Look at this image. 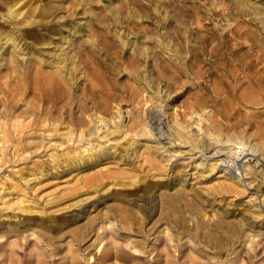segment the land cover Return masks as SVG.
<instances>
[{"label": "rangeland", "instance_id": "obj_1", "mask_svg": "<svg viewBox=\"0 0 264 264\" xmlns=\"http://www.w3.org/2000/svg\"><path fill=\"white\" fill-rule=\"evenodd\" d=\"M11 25L23 39H0V264H264V0H0V30ZM57 64L63 90L48 107L30 80ZM227 137L249 152L237 182L193 147ZM128 204L134 227L110 217L99 243L93 231L66 242L64 225L52 238L9 230L67 214L76 228ZM189 228L237 239L216 249ZM135 238L146 247L131 248ZM114 244L135 256L98 257Z\"/></svg>", "mask_w": 264, "mask_h": 264}, {"label": "bare ground", "instance_id": "obj_2", "mask_svg": "<svg viewBox=\"0 0 264 264\" xmlns=\"http://www.w3.org/2000/svg\"><path fill=\"white\" fill-rule=\"evenodd\" d=\"M10 25V24H9ZM18 29L15 28L14 26L12 27H7V28H3L0 30V39H2L3 37H6L5 39H8V40H11L12 42H16V40H18V42H20V39H23V36L20 34V32H17ZM25 41V39H24ZM17 42V43H18ZM16 43V44H17ZM15 44V43H14ZM16 44L14 46H16ZM66 59V58H65ZM66 61V60H65ZM59 63H61L59 61ZM54 65V64H53ZM250 65V64H249ZM64 67V66H63ZM68 69V68H67ZM36 70V69H34ZM62 69H61V65L59 66L58 64L55 66V69L53 72H47V73H42V72H38V71H33L35 72L32 76L33 78L30 80L31 84L30 85H33L34 87L36 88H39L41 90H43V93L45 94V96L47 97V106L48 107H52L54 106V98L55 97H58L61 93H62V90H63V86H62V81H63V76L61 77V72ZM69 71V70H68ZM67 73V72H66ZM29 74V73H28ZM58 74V75H57ZM70 74H71V71H70ZM31 78V77H30ZM66 78V77H65ZM64 82V81H63ZM160 113V112H159ZM96 118V117H95ZM104 118L102 117H99V120L100 122L97 123L95 129H88V136L90 135H96L97 133V130H100L102 128V126L100 124H102V121ZM114 121V119H112ZM77 121V120H76ZM93 122V121H92ZM104 123H106L105 121H103ZM115 124L113 125L114 127H118L117 124H116V120L114 121ZM118 122V120H117ZM78 123L79 124H83V120L82 119H78ZM150 123V122H149ZM15 125V124H14ZM22 126V125H21ZM136 126V125H135ZM151 126V125H150ZM106 127L105 130L103 132H105L103 135H102V131H101V134L100 135H97L95 137L97 138H101V137H107V135L109 134V132L112 130H110V128L108 126H104ZM113 128V127H112ZM155 128V127H154ZM156 132H158V134H156L155 136L156 137H162V133L158 130H160V126H157L156 127ZM128 129H132L131 128H128ZM147 129V128H146ZM13 130V129H12ZM146 131V130H145ZM165 131V130H163ZM114 132V130H113ZM127 132V131H126ZM164 133V132H163ZM17 134V133H16ZM165 134V133H164ZM171 134V133H170ZM0 137H5V134L2 133L0 134ZM172 137V136H171ZM169 138V137H168ZM187 138V137H186ZM93 140V138H91ZM173 139V138H172ZM176 139V138H175ZM183 139V137H182ZM69 140V139H68ZM135 140V139H134ZM167 140V139H166ZM188 140V138H187ZM2 141V140H1ZM174 141V140H173ZM184 141V140H183ZM159 142V140H158ZM191 142V141H190ZM166 143V142H164ZM170 143V142H168ZM176 143V142H174ZM173 143V144H174ZM201 144V143H199ZM206 144V143H205ZM194 145V144H193ZM202 147L199 148V145L196 143L193 147H195L197 149V151H200V152H209V157L211 159H215V161L217 162H209V167L208 169L209 170H212V168L215 166V164H221L223 167H221V173L219 174L220 176H223V175H226L228 178H230L232 181H235L237 182L238 180H241L242 178V172L241 170H239V165H238V162L239 160H242V158L247 155L249 152L246 151V144L243 140L239 139V138H229L227 137L225 139V142L224 144H222L221 148L219 147L218 149H215L213 150L212 148L211 149H207L209 148V146L207 145H204L203 142H202ZM210 145V144H209ZM191 146V145H190ZM199 148V149H198ZM237 148H239L238 150V153H237ZM176 149V148H175ZM207 149V150H206ZM241 149V150H240ZM104 154V150L100 149V147H98L97 151L95 153H91L89 154L88 156V159L90 158L91 160L93 159H97L99 156L103 155ZM206 154V153H205ZM204 154V155H205ZM224 155V156H223ZM226 155V156H225ZM241 162V161H240ZM217 167V166H216ZM100 175V174H99ZM98 176H91L89 177L88 179H86V184L87 185H91L93 183H96V182H100L99 179L100 177ZM23 177V176H21ZM114 178V177H113ZM115 179V178H114ZM24 180V179H23ZM29 181V179H25V182L27 183ZM102 181V180H101ZM110 182V181H109ZM107 182V183H109ZM112 184H117L118 182L116 180L114 181H111ZM97 183V184H98ZM120 184H123L122 182ZM106 185V184H105ZM125 185V184H124ZM14 188H16L17 185H12ZM4 187V186H3ZM1 185H0V189L3 188ZM144 188H147L148 190H151L153 188L152 185H145ZM17 189V188H16ZM21 190L22 193H26V190L24 188H19ZM4 191V190H2ZM147 192V191H146ZM111 194V193H110ZM171 195V194H170ZM169 195V196H170ZM173 195V194H172ZM171 195V196H172ZM111 197H113L114 199H120V201H123L124 198H120L119 196H117V194L115 193H112L111 194ZM164 197V195H163ZM173 197V196H172ZM161 198V196H160ZM166 198V197H165ZM169 198V197H168ZM171 198V197H170ZM169 198V199H170ZM174 198V197H173ZM163 198H161L160 200L162 201ZM178 199V198H177ZM116 201V200H115ZM119 201V202H120ZM169 203V200H167ZM173 201V200H172ZM175 201V200H174ZM173 201V202H174ZM171 203L172 204V207H173V204L174 203ZM123 203V202H122ZM126 203V202H124ZM162 203V202H161ZM163 204V203H162ZM170 204V203H169ZM176 204V203H175ZM161 205V204H160ZM165 205V201H164V204L163 206ZM178 205L176 204L175 207H177ZM121 206H119V210H115L117 209V207H115L113 213L111 212V207H107L105 206L104 208H102V210L97 214V217H93L90 218L88 220V222L84 223V224H81L79 225L78 227L76 226V228H71V225L74 224L77 220H76V217L75 216H72V214H67V215H64V217H61V219L56 222V223H52L49 219L47 218H44V217H39V216H26L22 219V221L20 223H15L14 226L10 227L9 230H18L19 226H23L25 227V230L27 231H30V234H34L36 231L39 232L40 234H42V236L44 237H48V238H52V236H49V233H51L53 230H55L57 228V232L56 233H59L61 230H62V225H64L65 227H67V231H64V239H66L67 236H69L68 239H66V242L72 244V241L76 238H83L84 235H86L87 232H94V234L96 235V240H97V243L101 242L102 240V237L100 238L99 236H101V234H99V230L102 229V231H105L106 228H111V225H109L111 222L109 221V218L110 217H115V215H118V217L121 219V221H126L124 223V226L126 228H133L134 225H135V221L136 219L134 218V215H133V212H132V209L134 206H131L128 204L127 207L123 206L122 208H120ZM165 207V206H164ZM170 207V206H169ZM34 208V206H28V207H21L20 209L21 210H27V211H31V209ZM163 208V207H161ZM166 209L164 210H167V206L165 207ZM174 208V207H173ZM172 208V209H173ZM137 210V209H136ZM163 210V212H164ZM38 211V210H37ZM162 211V210H161ZM36 212V211H34ZM41 212V211H40ZM168 212V210H167ZM166 213V212H165ZM143 215H139V219L141 218L142 220V223L144 222L145 218H147V216H149V214L146 213V215H144L145 213H142ZM168 215V214H166ZM136 217V216H135ZM167 217V216H165ZM163 218V217H162ZM177 218V217H176ZM187 218V217H186ZM173 219V218H172ZM140 222V221H139ZM137 223V222H136ZM18 224V225H17ZM140 224V223H139ZM138 224V225H139ZM109 225V226H107ZM141 225V224H140ZM144 225V224H143ZM0 227H1V223H0ZM197 228V227H195ZM63 233V232H62ZM187 234H188V238L191 237V239L195 238V239H199L200 238V241H205L206 243L208 244H211L213 245V247H215L217 249V247H222V245H225V244H229V243H232V242H235V238L236 235L233 233H228V234H223V235H217V234H204L202 236H199V233H198V230L197 229H193L191 230V228H189L187 230ZM203 234V233H202ZM4 234L3 232L0 234V237H2ZM201 235V234H200ZM36 236V235H35ZM41 236V237H42ZM170 239L169 240H173L172 237H169ZM239 238V236H238ZM45 239V238H44ZM178 239V238H177ZM132 243V244H131ZM131 248L133 249H139V248H144L146 247V242L143 238H135L131 241ZM47 245H51V242H47ZM210 245V246H211ZM114 248V254L111 255V253L107 250H103L100 255H98V257H100L101 259H104V260H108L109 258H111L112 256L117 258V259H121V260H124V261H129L131 260V258H133L135 256V252L134 254L133 253H130V252H126L125 250H123L122 247L118 246V245H113L111 246ZM215 250V249H214ZM225 250V249H224ZM111 251V250H110ZM124 251L126 253H124ZM146 251V250H144ZM140 253V252H139ZM164 254V253H163ZM168 255V250L166 251L165 255ZM164 255V256H165ZM137 256V255H136ZM156 256L160 257L162 256V253L160 252H157L156 253ZM163 256V257H164ZM191 257V256H190ZM73 258V257H72ZM189 258V257H188ZM193 258V257H191ZM189 258V261H187L188 263L187 264H201L199 263L198 261H195L194 259H191ZM168 259V258H167ZM158 260V259H157ZM156 260V261H157ZM171 259L169 260H165V263L164 264H174L172 262H175V261H170ZM67 261V259H66ZM71 264H75V261L72 259V260H69ZM69 261L67 263H69ZM226 261V260H224ZM160 262V261H159ZM176 263V262H175ZM180 264H186L185 261H182V262H179ZM113 264H117L115 261Z\"/></svg>", "mask_w": 264, "mask_h": 264}]
</instances>
